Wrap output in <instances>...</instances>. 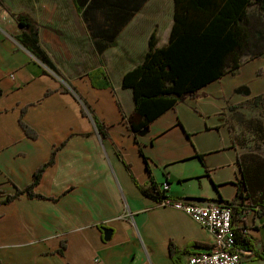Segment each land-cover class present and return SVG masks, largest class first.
Masks as SVG:
<instances>
[{
    "label": "crops",
    "instance_id": "1",
    "mask_svg": "<svg viewBox=\"0 0 264 264\" xmlns=\"http://www.w3.org/2000/svg\"><path fill=\"white\" fill-rule=\"evenodd\" d=\"M129 6L135 10L125 22L119 21L128 10L116 6L98 9L93 21L73 0H0V198L26 187L54 151L34 188L46 198L22 194L0 204L1 264H174L171 243L186 251L180 261L186 264L213 245L212 234L141 188L154 180L161 192L167 182L163 194L170 197L230 201L242 189V167L249 178L264 170L263 157L244 158L234 128L238 111L264 92L261 47L245 51L250 58L234 73L184 97L146 129L128 128L134 99L123 75L145 57L153 32L157 47L168 42L174 0ZM17 13L34 20L50 66L18 42ZM101 42L111 44L98 50ZM94 70L110 86L94 87L88 76ZM247 200L235 203L244 209L235 226L254 249L242 254L243 264H264V213H256L264 203L258 195L256 204Z\"/></svg>",
    "mask_w": 264,
    "mask_h": 264
},
{
    "label": "trees",
    "instance_id": "2",
    "mask_svg": "<svg viewBox=\"0 0 264 264\" xmlns=\"http://www.w3.org/2000/svg\"><path fill=\"white\" fill-rule=\"evenodd\" d=\"M81 14L95 19V11L101 8H125L119 22H125L131 16L129 0H73ZM262 19H256L258 16ZM111 18V15H107ZM257 17V18H259ZM14 19L20 29L18 42L35 55L36 58L50 66L48 55L38 44V27L33 19L26 14H15ZM173 26L168 42L157 47L158 38L153 32L149 38L145 57L132 70L124 73L122 85L130 88L134 104L132 115L127 120L128 128L133 131L146 129L149 123L160 116L168 108L175 106L181 99L195 96L197 92L210 82L219 79L227 73H234L241 61L250 57L243 56L245 51H258L264 54V0H174ZM111 42L97 43L98 50H103ZM89 79L97 88L110 86L103 77L102 70L88 73ZM50 93V91H46ZM1 94V89H0ZM254 106H264V92L252 100ZM24 109L22 110V114ZM19 123L25 134L35 138L36 132L19 118ZM97 129L102 138L107 137L105 126L97 123ZM54 162V151L50 160L39 166L31 182L23 189L16 188L12 194L0 198V204L25 194L30 198H46L34 191L41 179L45 166ZM243 185L238 188L234 200H215L231 206V225L234 229L235 245L231 251H254L250 239L235 224L241 220L244 209L236 206L238 199L246 197L248 203L256 204L254 196L258 195L264 203V173L261 169L250 175L247 167H242ZM251 179L250 183L248 182ZM256 188V189H255ZM144 195L156 202L163 198L154 180L141 188ZM258 191V193H256ZM245 192V194L243 193ZM245 196H244V195ZM256 198V197H255ZM264 207V206H263ZM264 213L259 208L256 213ZM102 228V225L100 226ZM64 244L61 242L58 252H62ZM169 253L174 264H181V257L186 251L179 250L171 243ZM260 257L264 255L260 254ZM1 264V263H0Z\"/></svg>",
    "mask_w": 264,
    "mask_h": 264
},
{
    "label": "built area",
    "instance_id": "3",
    "mask_svg": "<svg viewBox=\"0 0 264 264\" xmlns=\"http://www.w3.org/2000/svg\"><path fill=\"white\" fill-rule=\"evenodd\" d=\"M162 191L168 188L167 182L161 184ZM159 204L182 210L191 219L212 234L213 245L201 252L188 256L186 264H243L245 250L231 251L235 245L234 229L231 225V206L215 200H191L184 197H170L164 194ZM142 264H151L148 260Z\"/></svg>",
    "mask_w": 264,
    "mask_h": 264
},
{
    "label": "rangeland",
    "instance_id": "4",
    "mask_svg": "<svg viewBox=\"0 0 264 264\" xmlns=\"http://www.w3.org/2000/svg\"><path fill=\"white\" fill-rule=\"evenodd\" d=\"M256 16V19H262ZM237 123L234 124L238 143L245 159L253 160L254 154L264 159V106L246 105L238 111ZM261 171L264 170L261 169Z\"/></svg>",
    "mask_w": 264,
    "mask_h": 264
}]
</instances>
